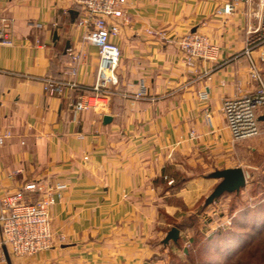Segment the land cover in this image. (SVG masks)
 Wrapping results in <instances>:
<instances>
[{"label": "crops", "instance_id": "0c3cea01", "mask_svg": "<svg viewBox=\"0 0 264 264\" xmlns=\"http://www.w3.org/2000/svg\"><path fill=\"white\" fill-rule=\"evenodd\" d=\"M231 1L126 0L128 20H120L113 36L121 49L117 90L144 84L149 97L113 94L102 112L75 114L70 103L80 90L49 96L40 77L95 83L99 49L83 41L80 10L73 0H0V25L13 41L0 44V136L10 133L0 143V198L32 182L64 185L51 218L54 233L65 240L15 256L0 229V257L7 264H169L174 242L164 245L163 239L217 185L206 175L244 167L243 141L233 140L221 107L225 97L260 87L251 59L264 82V45L251 57L244 52L264 0L241 1L225 12ZM147 28L170 37L205 34L218 45V56L188 66L176 43L148 35ZM70 50L85 53L76 75L68 73ZM263 114L260 108L261 134L250 139L252 152L261 154ZM212 206L204 203L198 217ZM192 231L180 235L189 239Z\"/></svg>", "mask_w": 264, "mask_h": 264}, {"label": "built area", "instance_id": "2783aa9c", "mask_svg": "<svg viewBox=\"0 0 264 264\" xmlns=\"http://www.w3.org/2000/svg\"><path fill=\"white\" fill-rule=\"evenodd\" d=\"M241 1L232 0L224 9L230 12ZM80 10L78 24L85 29L83 41L93 44L99 49V65L96 81L91 86H83L74 79L46 75L40 77L44 91L49 96H62L67 90H80L70 103L75 114L98 110L102 112L108 105L113 94H121L131 99L149 97L148 88L142 84L138 89L119 92L118 67L121 49L113 40L120 33L121 22L128 17L124 5L126 0H73ZM217 12H222L217 10ZM146 33L167 42L178 45L182 60L188 66H194L199 59H216L219 47L205 34L189 31L179 37H170L165 30L147 28ZM13 41L3 25H0V44L10 45ZM264 45V4L259 13L258 25L248 31L245 53L251 57L252 51ZM72 64L68 73L76 75L77 64L85 59L82 51L70 50ZM253 76L260 81V87L244 95L225 97L222 112L234 141L254 138L261 134L258 110L264 108V82L257 73L255 63L251 59ZM39 78V77H36ZM202 98L207 97L205 91L200 92ZM194 134V133H193ZM10 136H0V143ZM173 182V181H170ZM64 185L55 187L36 182L28 183L24 188L8 192L0 198V229L2 243L10 254L15 256L33 255L51 248L56 241L63 242L65 236L56 235L52 227L51 209L58 199L63 197ZM35 192L39 197L27 199L25 192ZM225 222L221 223L224 225ZM5 264L6 258L0 257Z\"/></svg>", "mask_w": 264, "mask_h": 264}, {"label": "rangeland", "instance_id": "374dc122", "mask_svg": "<svg viewBox=\"0 0 264 264\" xmlns=\"http://www.w3.org/2000/svg\"><path fill=\"white\" fill-rule=\"evenodd\" d=\"M250 139L242 140L240 158L248 174L246 186L239 196L223 194L215 201L218 205L213 202L210 205L215 206L207 214L196 218L202 240L193 250L199 264H264V154L252 152ZM205 200L194 208V213L202 209ZM178 253L179 257L169 253V264L187 259L185 252Z\"/></svg>", "mask_w": 264, "mask_h": 264}, {"label": "water", "instance_id": "95a60500", "mask_svg": "<svg viewBox=\"0 0 264 264\" xmlns=\"http://www.w3.org/2000/svg\"><path fill=\"white\" fill-rule=\"evenodd\" d=\"M111 118L112 117L109 115L104 116L105 121H110ZM259 119L264 120V114ZM206 176L208 178L219 179L220 181L214 187L212 192L206 197L205 206L212 204L225 193L239 194L241 189H243L248 182V174L244 169V167L242 166L216 169L208 173ZM180 236H181L180 229L174 225L167 232L166 236L163 239V243L165 245L171 242L177 243L180 239ZM185 251H187V248H185ZM144 264H151V263L147 261Z\"/></svg>", "mask_w": 264, "mask_h": 264}, {"label": "trees", "instance_id": "16d2710c", "mask_svg": "<svg viewBox=\"0 0 264 264\" xmlns=\"http://www.w3.org/2000/svg\"><path fill=\"white\" fill-rule=\"evenodd\" d=\"M235 194L236 196H239V194L237 193ZM198 214H199L198 212L191 213L187 215V217L183 219L181 222H178V221L174 222V225L177 226L180 230H186L187 228H190L193 230L192 236L189 239L184 240L180 236L179 241L177 243H174V248L170 250L173 257L175 256L179 257V253H178L179 250L185 252V257L187 259L185 261L182 259H179L180 261L177 264H199L200 263L199 260L197 259L198 257L194 255V250H193L202 240L201 232L196 227V221H197L196 218H198ZM185 241L189 243V245L187 244L188 247H186ZM185 248H187V251H185Z\"/></svg>", "mask_w": 264, "mask_h": 264}]
</instances>
